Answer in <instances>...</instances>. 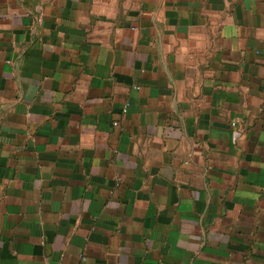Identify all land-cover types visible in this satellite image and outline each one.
Segmentation results:
<instances>
[{
	"label": "crops",
	"instance_id": "obj_1",
	"mask_svg": "<svg viewBox=\"0 0 264 264\" xmlns=\"http://www.w3.org/2000/svg\"><path fill=\"white\" fill-rule=\"evenodd\" d=\"M0 264H264V0H0Z\"/></svg>",
	"mask_w": 264,
	"mask_h": 264
}]
</instances>
